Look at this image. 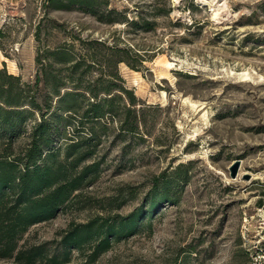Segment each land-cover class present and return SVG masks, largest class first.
<instances>
[{
	"label": "rangeland",
	"instance_id": "1",
	"mask_svg": "<svg viewBox=\"0 0 264 264\" xmlns=\"http://www.w3.org/2000/svg\"><path fill=\"white\" fill-rule=\"evenodd\" d=\"M96 3L91 13L62 0H0V69L39 91L40 102L47 89L42 81L33 88L37 56L45 67L53 62L47 70L60 68L45 56L58 47L100 60L84 84L101 73L106 84L115 73L135 98L130 104L116 90L115 117L82 125L72 117L64 137L53 136L56 161L78 141L89 153L77 171L95 172L19 246L53 252L70 228L136 212L142 222L133 233L113 237L95 259V243L72 246L67 264H264V0ZM114 48L125 61H109ZM40 120L35 113L19 134H0V157L11 143L10 158H23ZM123 120L137 129L122 130Z\"/></svg>",
	"mask_w": 264,
	"mask_h": 264
},
{
	"label": "trees",
	"instance_id": "2",
	"mask_svg": "<svg viewBox=\"0 0 264 264\" xmlns=\"http://www.w3.org/2000/svg\"><path fill=\"white\" fill-rule=\"evenodd\" d=\"M62 1H66V4L59 5L69 7L76 4L91 13H95L98 5L96 0ZM117 52L114 48L110 54L109 61L113 64L125 61ZM45 56L52 57V61L59 64L60 68L47 70L52 67L53 62L45 67L41 57L37 56L40 74L36 77L33 88L38 89L40 81L44 83L47 90L42 102L38 99L39 91L30 94L31 90L25 89V86H30L21 84L19 76L0 69V134H19L23 121L35 113L41 119L33 127L32 138L25 147L23 158H10L11 143L4 148L0 157V258H13L20 264H67L70 261V247L80 249L82 245L91 242L95 244L90 258L95 259L109 247L113 237L133 233L142 222L141 216L134 212L127 218H101L80 224L66 232L59 242L60 248L53 252H49L44 245L24 243L19 246V241L29 227L52 218L68 202H72L74 192L85 187L83 181L87 173L95 172L93 166L77 171L89 153H80L78 141L67 145L64 159L56 161L52 155L53 136L62 134L64 137L65 127L72 117L79 118L80 125L83 124L82 121L93 123L105 116L111 119L115 117L114 101L121 98L119 94L111 95L116 90L129 95L130 104H134L135 100L131 91L121 88L116 82L115 73L112 74L113 79L107 80L106 84L100 82L102 73L93 82L84 84L83 77L87 70H90L94 62L100 64L95 55L85 54L83 58H77L68 48L58 47L53 51H46ZM127 63L135 68L134 64ZM83 68L86 70L81 71ZM63 72L69 73L65 76L68 78L63 79L60 75ZM66 83L71 84V90L61 93ZM85 93L90 95V100L86 97L87 103L83 106L80 101ZM100 93L108 97L99 98ZM54 98H57L55 104ZM125 109L127 113L131 111L130 108ZM126 123L125 120L122 121V130L132 132L137 129L135 122L130 125ZM19 164L22 168L17 167Z\"/></svg>",
	"mask_w": 264,
	"mask_h": 264
},
{
	"label": "water",
	"instance_id": "3",
	"mask_svg": "<svg viewBox=\"0 0 264 264\" xmlns=\"http://www.w3.org/2000/svg\"><path fill=\"white\" fill-rule=\"evenodd\" d=\"M237 166H238V163H236V164L234 165V168L232 169V177L235 176Z\"/></svg>",
	"mask_w": 264,
	"mask_h": 264
}]
</instances>
